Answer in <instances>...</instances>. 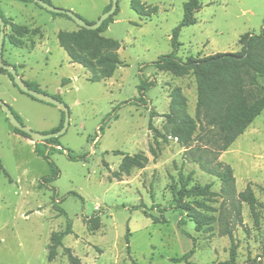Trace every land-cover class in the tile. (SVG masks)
Returning <instances> with one entry per match:
<instances>
[{"label": "rangeland", "instance_id": "374dc122", "mask_svg": "<svg viewBox=\"0 0 264 264\" xmlns=\"http://www.w3.org/2000/svg\"><path fill=\"white\" fill-rule=\"evenodd\" d=\"M187 1L142 0L146 8L158 7L157 14L144 18L131 7V0H119V13L103 36L121 43L122 66L112 78L91 82L90 73L72 63L59 45L60 31L79 30L75 21L56 17L35 3L0 0L8 22L4 60L30 80L21 76L24 81L36 83L47 95L61 96L70 113L69 126L58 137L61 147L51 152L60 175L43 186L42 178L51 173L47 160L37 154L32 139L13 134L14 126L0 108V159L6 172L0 167V264H69L64 247L71 248L82 264H186L176 259L192 250L188 261L193 264L230 259L232 240L223 235L221 222L212 231L197 232L194 222L171 204L170 185L180 174L193 172L192 185L211 184L213 192L221 191L220 179L202 171L186 155L185 146L171 134L174 125L168 122L171 92L176 87L182 89L187 111L195 118V76H179L154 65L174 51L171 39L183 20ZM199 1L197 23L182 28L179 35L182 45L177 57L182 61L238 52L242 35L264 32V0ZM50 2L95 23L112 0ZM16 25L38 28L40 33L25 36L26 45L17 48L10 41ZM143 80L154 85L140 100ZM10 82L7 74L0 73V100L21 123L42 134L61 126L65 113L60 108L33 100ZM259 85L264 88V80ZM20 94L24 97L14 103L12 96ZM206 128L197 124L191 148L205 146ZM60 148L72 151L78 159L71 160ZM139 154L148 157L145 167L133 166L129 173L123 172L125 159ZM219 160L232 167L238 193L251 187L264 204V111ZM196 200L217 208L213 214L219 217L221 197ZM153 218L165 222L154 223ZM242 220L231 226L236 262L264 264V208L251 210L243 204ZM68 222L73 234L64 237V247L49 261L51 236L64 231ZM189 236L195 239V246Z\"/></svg>", "mask_w": 264, "mask_h": 264}, {"label": "trees", "instance_id": "16d2710c", "mask_svg": "<svg viewBox=\"0 0 264 264\" xmlns=\"http://www.w3.org/2000/svg\"><path fill=\"white\" fill-rule=\"evenodd\" d=\"M18 1L35 3L39 8L45 9L33 0ZM44 1L52 5L50 0ZM111 6L112 3L107 6L104 13L109 11ZM131 7L144 18H151L158 13V7L146 8L142 0H131ZM200 9L201 3L199 0H188L184 4L183 20L174 30L171 39L174 51L168 55L161 56L154 65L158 69L171 71L179 76L190 73L195 76L197 81L195 118L187 111V98L183 94L182 89L176 87L171 92L170 113L167 116L168 122L174 125L171 134L178 140L180 145L185 146L187 149L186 155H190L191 159L200 166L202 171L220 179L221 191L220 193L213 192L211 184L192 185L193 172L188 175L180 174L179 180L177 182L173 181L170 185L171 204L194 222L197 232L212 231L214 224L217 221L221 222L223 235L231 238L232 248L230 259L219 264H237V245L234 243L231 226L235 227L238 222H243V204H247L251 210H255L258 206L264 208V204L258 201L251 187H247L242 192H237L234 171L230 165L220 161L219 156L230 147L237 137L243 135L248 126L264 111V88L259 85V81L264 80V32L261 34L246 33L242 35L239 40L241 50L238 52L216 53L203 58L188 57L186 61H182L177 57V52L182 45L179 41L181 29L197 23L195 14ZM50 13L56 17H66L72 20L65 14ZM118 13L119 8L97 30H87L79 26V30L77 31H60L58 34L59 45L67 52L72 63L81 65L90 73L89 80L91 82H102L112 78L120 66H122L119 54L121 43L114 38L103 36V33L114 23L115 16ZM0 15L7 25V19L1 10ZM39 33L40 30L38 28L31 29L26 25H16L14 26L15 36L10 41L14 47H24L26 45L25 36ZM3 61L5 64L10 65L4 58ZM11 66L17 69L14 65ZM0 73L7 74L14 87L20 93L25 94L14 83L13 76L6 69L0 68ZM24 82L30 89L42 92L36 83ZM153 85L154 82L148 80L142 81L139 86V91L142 94L140 100L143 99L146 90ZM27 96L35 101L43 102L30 95ZM55 98L62 101L61 96H55ZM13 113L20 121L18 115L14 111ZM151 115L152 120L153 114ZM7 120L9 121L8 118ZM151 120L149 127L153 130ZM197 124H200L201 128L203 126L207 127L203 133L204 138L202 137V140H205L206 144L203 148L198 147L193 149L189 144L193 141ZM63 125L64 118L61 126L55 129L53 133L60 131ZM13 130L14 133L31 139L25 132L15 127ZM35 146L37 154L47 160L51 169V173L42 178L41 184L46 186L60 175L59 168L51 159V152L53 148L57 146L61 147V144L58 138H51L45 142L36 143ZM40 146L45 148L41 149ZM58 151H66L71 160L78 159L70 150L60 148ZM151 152L156 157L154 148H151ZM147 163L148 157L144 154H139L134 157H127L121 169L123 172L129 173L133 166L144 168ZM0 167L4 170L1 159ZM215 196L223 199L219 217L213 214L219 211L217 208L196 200L197 198H202L213 201L211 199ZM184 199H191L192 202L184 203ZM225 206L228 207L226 208ZM59 212L65 215L63 210L59 209ZM90 221L88 222L90 223ZM153 221L154 223H162L165 222V219L159 220L158 218H153ZM70 234H73L71 222L67 223L64 231L52 234L51 243L48 246L49 261L56 259L58 249L64 247V237ZM129 234L130 230L128 229L127 242H129ZM189 237L193 239L191 236ZM193 243L195 246V239H193ZM64 251L68 255L69 264H82L81 259L73 254L71 248L64 247ZM193 252L194 250L176 259V261H185L186 264H193L188 261Z\"/></svg>", "mask_w": 264, "mask_h": 264}, {"label": "water", "instance_id": "95a60500", "mask_svg": "<svg viewBox=\"0 0 264 264\" xmlns=\"http://www.w3.org/2000/svg\"><path fill=\"white\" fill-rule=\"evenodd\" d=\"M33 1L36 2L37 4H39L41 7L48 10L49 12L57 13V14H65V15L69 16L80 27L85 28L87 30H97L98 28H100L104 21H106L110 16H112L116 13L118 6H119V3H118L119 0H112V6H111L110 10L103 13L100 16V18L94 24H89L85 20L80 18L77 14H75L74 12H72L70 10L57 8L53 5L48 4L44 0H33ZM5 29H6V24H5L2 16L0 15V68L6 69L13 76L14 83L18 86V88L23 93L30 95L37 100L43 101V102L51 104V105H55L58 108H60L65 113L64 125L60 131L55 132V133L42 134V133L34 132L33 130H31L30 128L25 126L23 123H21L16 118V116L13 113L10 106L8 104H6L5 102H3L2 100H0V107L2 108L4 113L6 114L7 118L11 122V124L15 128H17V129L21 130L22 132H25L26 134H28L35 143L45 142L46 140H49L51 138H58L67 130V128L69 126V122H70L69 108L67 107V105L64 102L60 101L59 99H57L53 96L47 95L43 92H39V91L30 89L26 85L24 80L21 78V76L18 74L17 70L14 67H12L11 65H7L4 63V61H3V49H4V44H5V38H6Z\"/></svg>", "mask_w": 264, "mask_h": 264}, {"label": "crops", "instance_id": "0c3cea01", "mask_svg": "<svg viewBox=\"0 0 264 264\" xmlns=\"http://www.w3.org/2000/svg\"><path fill=\"white\" fill-rule=\"evenodd\" d=\"M21 76H22V78L24 79V80H27V81H30L29 79H25V76L24 75H22L21 74ZM11 81V80H10ZM10 83H12V82H10ZM21 96H17V95H14V96H12V99H13V102L15 103H17L21 98L20 97H24V96H22V94H20ZM14 135H17V136H19V137H21L20 135H18V134H16V133H13ZM23 138V137H22ZM25 139V138H24ZM29 141V143H31V141L30 140H28ZM35 146V145H34Z\"/></svg>", "mask_w": 264, "mask_h": 264}]
</instances>
